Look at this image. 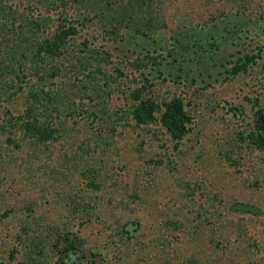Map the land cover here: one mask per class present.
I'll use <instances>...</instances> for the list:
<instances>
[{
    "label": "rangeland",
    "instance_id": "374dc122",
    "mask_svg": "<svg viewBox=\"0 0 264 264\" xmlns=\"http://www.w3.org/2000/svg\"><path fill=\"white\" fill-rule=\"evenodd\" d=\"M32 3L37 0L6 1L25 15H49L56 23L55 10ZM151 4L168 24L160 35L173 42L171 46L182 39L179 50L183 44L195 47L198 67L210 69L193 74V84L184 75L187 82L175 84L168 77L154 86L160 101L171 94L196 100L189 105L195 121L189 134L193 139L176 149L159 125L117 122L113 113L128 106L121 93L128 85L118 82L110 87L122 90L112 97L86 102L87 108L92 105L89 110L101 115L91 116L89 123L71 117L66 108L50 116L60 127L51 142H23L16 148L0 132V264L32 263L34 257L58 264L50 248L56 232L64 229L82 240L64 264H264V147L247 136L256 131L255 112L264 109V0ZM91 26L90 32L99 36L96 42L91 38L90 45L104 43L112 53L105 68L108 75L121 67L132 76L133 62L147 53L140 52L142 43L156 47L155 55L166 52L164 38L153 42L156 34L150 39L134 37L127 29L123 40L103 41L102 26L97 21ZM185 31L187 40L181 36ZM194 37L202 40L200 45L195 46ZM246 53L254 55V61L246 72L233 74L235 62ZM102 77L101 83L110 80ZM68 78H58L55 84L50 79L45 86L67 87L61 81ZM30 79L27 87L44 83L37 75ZM23 103L22 96L3 102L0 125L21 114ZM90 112L83 115L89 117ZM227 149L233 150L231 160L224 155ZM91 180L99 189L88 186ZM77 190L93 197L89 219L83 208L68 206L67 193ZM133 193L140 196L136 205ZM240 203L252 209L235 208ZM126 222L130 224L124 234L120 227ZM41 247L45 254H38Z\"/></svg>",
    "mask_w": 264,
    "mask_h": 264
},
{
    "label": "trees",
    "instance_id": "16d2710c",
    "mask_svg": "<svg viewBox=\"0 0 264 264\" xmlns=\"http://www.w3.org/2000/svg\"><path fill=\"white\" fill-rule=\"evenodd\" d=\"M6 1L0 0V12H2L0 15V105L7 100L24 97L22 113L8 115L9 119L0 125V132L7 135L8 144L20 148L23 142L43 144L56 139L59 136L60 127L57 124L54 125L49 117L61 114L63 108L67 109L71 117L86 118L85 124L89 123L88 118L91 116L96 114L101 116L95 109L89 110L92 105L88 104L87 108L86 102L96 100L98 103L107 97H112L115 91L122 90L121 87L111 89L112 82H118L119 86L128 85L127 89L121 92L128 101V106L124 109L119 108L113 113L118 116L117 122L127 121L125 126L132 123L138 126L159 125L161 130L176 142V149L180 148L186 140L193 139L194 136L189 137V134L193 131L195 121L189 105L196 100L185 101L183 96L171 94L170 98L160 101L156 98L154 86L159 82L164 83L168 77L175 84L187 81L193 84L196 82L193 74L196 72L204 74L210 69L198 67L197 58L194 56L195 47L183 44L180 45L179 50V38L176 39L177 44L171 46L173 42L169 44L168 40L160 35L158 31L165 29L168 24L165 17H161L152 6L151 3L154 0H37V3L42 4L46 9L52 12L55 10L54 12L59 14L56 23L55 19H51L49 15L39 13L25 15L24 11L20 12L18 8L8 6ZM32 4V7L36 5ZM71 8L76 9L74 13H69ZM96 21L102 26L103 41L118 37L123 40L122 31L128 29L133 32L134 37L144 36L150 39L156 34L158 36L153 39L156 43L161 37L164 38L166 52L155 55L152 51L156 52V47L142 43L143 49L140 52L147 51V53L133 62L132 76L121 67L115 68V73L108 75L105 68L111 62L112 53L106 45L104 46V43L90 45L91 38L95 42L98 41L99 34L90 32L91 25H94ZM242 23L244 24V21ZM187 32L181 34L184 40L188 39ZM194 39L195 46L200 45L199 42L202 40L199 37ZM186 50H193V52L187 54ZM168 57H173V60H168ZM254 59V55L244 54L235 62L231 72L235 75L246 72L250 61ZM166 63L171 65L172 70L167 71L164 68H167ZM149 65H151L150 69H148ZM36 75L39 81L44 83H36L37 85L32 83L27 87L30 77ZM184 75H187V81L182 80ZM191 75L192 78L188 77ZM68 76L70 78L66 81H61L66 83L67 87L54 89L51 86L49 88L45 86L50 79L55 84L58 78ZM101 76L110 80L101 83ZM155 79L158 81L155 82ZM72 106L73 108L69 109ZM87 112H90L89 117L83 115ZM113 114L108 112V115ZM93 120L91 119V123ZM254 126L256 131L247 136L252 138L258 146L264 147V109L255 112ZM239 135L240 138L245 137L242 131ZM196 138L200 140L198 136ZM232 151L227 149L224 153L229 160H231ZM178 180L176 178V181ZM88 186L91 189L100 187L98 182L92 180L88 182ZM79 190L67 193L68 206L71 208L73 204L74 210L83 208L89 219L93 213V197ZM78 192L81 194L77 195ZM131 197H134L135 205L140 202L138 194L133 193ZM127 206L130 209L135 207L130 204ZM235 208L246 211L252 209L250 205L244 203L236 204ZM129 224L126 222L121 225L123 226V228L120 227L121 233L128 232ZM26 231L29 233L27 229ZM56 235L50 250L57 255L55 262L64 264L68 262V257L79 249L82 240L77 233L66 229L63 232H56ZM43 248L38 250V254L46 253ZM32 259V263L20 261L18 264L45 263L39 258Z\"/></svg>",
    "mask_w": 264,
    "mask_h": 264
}]
</instances>
